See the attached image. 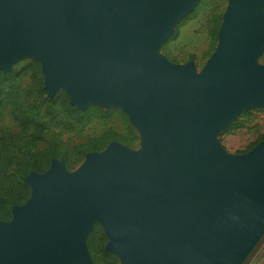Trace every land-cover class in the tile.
<instances>
[{
    "label": "water",
    "instance_id": "95a60500",
    "mask_svg": "<svg viewBox=\"0 0 264 264\" xmlns=\"http://www.w3.org/2000/svg\"><path fill=\"white\" fill-rule=\"evenodd\" d=\"M196 1L0 0V69L38 59L49 96L63 84L81 108L119 106L144 146L113 139L73 172L52 157L26 174L29 198L0 219V264H92L83 241L95 218L120 264H238L256 240L264 138L226 156L215 133L264 105V0H229L198 72L156 51Z\"/></svg>",
    "mask_w": 264,
    "mask_h": 264
},
{
    "label": "trees",
    "instance_id": "16d2710c",
    "mask_svg": "<svg viewBox=\"0 0 264 264\" xmlns=\"http://www.w3.org/2000/svg\"><path fill=\"white\" fill-rule=\"evenodd\" d=\"M192 10L191 13H193ZM219 22H216L212 35L216 39ZM177 30L165 40L174 38ZM191 54V57H194ZM30 73L31 85L24 88L18 81L20 75ZM37 97H39L37 99ZM43 105L42 114L48 115L50 120H57L62 116V126L71 128L92 117L99 119L110 118L117 113L121 117L126 129L134 136V127L130 124L127 114L118 106H101L89 103L84 108L71 102L63 89L56 90L48 96L43 85L40 64L36 59H31L9 70L0 69V107L8 106L12 119L19 129L0 134V219L8 220L11 217L12 206L25 202L30 196V185L25 180V175L30 171L42 172L50 164L51 158L61 159L67 167L77 164L86 152L97 150L105 146L111 139L125 140L129 143L133 138L126 139L111 127L104 129L98 135L89 136L75 145L72 153L62 148L57 137L43 141L46 125L40 118V107ZM252 108H245L235 117L223 131L232 132L240 128H254L257 132L241 152L250 149L254 144L264 138V130H257V123H250L253 115ZM106 235L99 223L86 238L87 248L91 255L92 264H119L118 256L111 250L104 248Z\"/></svg>",
    "mask_w": 264,
    "mask_h": 264
},
{
    "label": "rangeland",
    "instance_id": "374dc122",
    "mask_svg": "<svg viewBox=\"0 0 264 264\" xmlns=\"http://www.w3.org/2000/svg\"><path fill=\"white\" fill-rule=\"evenodd\" d=\"M228 3L229 0H197L194 6L186 14H184L173 27L171 34L176 29L177 30L176 36L174 38L165 41L171 35L170 34L164 41H162L157 46L156 51L164 55L170 61H173L175 63H185L188 61H192L194 64L195 72L200 71L201 68L206 63L207 59L209 58L210 54L213 52V50L216 47L219 28L223 20V14ZM192 10H194V12L189 15V13ZM260 11H261V18L264 19V3L261 5ZM216 22H219V26L217 29L216 39H215L214 36L212 35V31ZM191 54H194L195 56L191 57ZM31 59H35V58H32L29 55H19L13 60H11L10 68L12 66L17 67L23 63H26ZM36 60L39 62L41 68V62L38 59ZM255 62L257 64L264 65V47L255 57ZM41 73H42L43 85H44V74L42 69H41ZM18 81L21 83V85L24 88H28L31 85L30 73L28 71L23 73L22 75L19 76ZM57 88L65 89V86L63 84H59ZM46 94L48 95L47 91ZM38 98L39 97H37V99ZM92 101L93 100L91 98H88L86 100L87 105L89 103H93ZM109 104H113V103L111 102ZM245 108L253 109L252 111L253 115L251 117L250 123H257L258 126L257 130L263 131L264 105H249L246 106ZM242 110L243 108L239 110V112L235 115V117ZM42 111H43V105L40 107V118L44 121V124L46 125V130L44 131L43 141L38 142L37 146L43 145L44 141H47L55 136L60 140L62 148H66L69 153H72L75 149L76 144L83 141L89 136L98 135L104 129L111 127L126 139L134 137L131 143L120 139H115V140L127 146L128 148H131L136 151H142L144 149L139 131L136 129V127H134L131 124L129 120L130 124L134 127V131H135L133 134L134 136H132V134L126 129L125 124L123 123L121 117L117 113L112 114L110 118H106V119H99L96 117H92L81 123L75 124L71 128H66L62 126L60 122L62 120L61 115H58L57 120H50L48 118V115L42 114ZM228 123L224 127L219 128L216 131L215 140L218 143V145L222 148L226 156H234L236 154L241 153V150H243L244 147L255 138L257 132L255 131L254 128H256V126H254V128L243 127L240 129H236L232 132L223 131V129L228 126ZM17 129H19V126L12 119L9 111V107L8 106L0 107V134L7 131H15ZM107 143L105 144V146L95 151L98 152L103 151ZM83 159L84 157L77 164L71 167H67L64 164L65 170L68 172L75 171L76 168L81 164ZM45 170L42 171L40 174H43ZM13 218L14 217L11 213V217L8 220H6V222H11ZM95 223H99L101 225L103 232L106 235V241L104 243V248H105V245L109 240V235L105 232L103 224L99 219L95 218L93 220L88 233L93 229ZM87 235L84 237V241H83L86 248H87V244H86ZM118 260L120 264L119 257ZM70 264H75V263H70ZM238 264H264V229L261 231V233L258 235V237L253 242V244L249 247V249L239 260Z\"/></svg>",
    "mask_w": 264,
    "mask_h": 264
}]
</instances>
